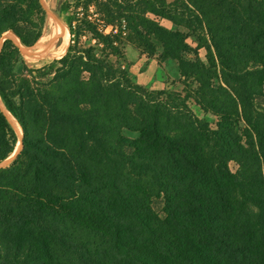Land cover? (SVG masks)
<instances>
[{
  "label": "trees",
  "instance_id": "obj_1",
  "mask_svg": "<svg viewBox=\"0 0 264 264\" xmlns=\"http://www.w3.org/2000/svg\"><path fill=\"white\" fill-rule=\"evenodd\" d=\"M60 10L71 35L61 58L29 67L12 39L0 49V98L23 130L0 166V264H264V0ZM45 21L41 0H0V38L32 46ZM189 32L205 60L186 57ZM126 43L159 44L184 91L135 82L119 62ZM14 127L0 107V163Z\"/></svg>",
  "mask_w": 264,
  "mask_h": 264
},
{
  "label": "rangeland",
  "instance_id": "obj_2",
  "mask_svg": "<svg viewBox=\"0 0 264 264\" xmlns=\"http://www.w3.org/2000/svg\"><path fill=\"white\" fill-rule=\"evenodd\" d=\"M63 1L64 0H41L46 11V21L43 34L34 45L29 46L30 48L22 45L19 39L12 32L8 31L0 38V49L6 38L12 39L20 47L25 62L29 67H42L45 64L52 62L54 59L61 58L67 52L71 39V35L69 36L68 34L69 28L66 23L67 12H62L60 10ZM162 22L163 24L172 27L168 21L163 20ZM109 31H111V28H107L106 32ZM188 42L194 47V49L187 54L186 57L194 60L198 56L205 60L206 50L204 48L195 50L197 49L198 42L194 33L189 32ZM22 47L29 48L27 53ZM161 51L162 49L159 44L154 54H147L148 52H143L141 49L137 48L136 45L126 43L124 48V58L120 59L119 62L121 67L129 72L135 82L148 89H165L168 91L183 92L186 80L180 73L178 62L172 59H162L160 56ZM196 52H198V54H196ZM19 69L21 71V68ZM189 105L194 112L200 118L207 121L212 128H217L218 116L212 112H205L193 99L189 100ZM15 130L18 134V143L21 142V146L18 148L19 146L17 143L14 152L5 161L0 163V166L10 165L22 149L23 130L21 137L17 127ZM123 134L131 139H137L140 135L138 131L128 129H124ZM230 166L231 168H236L237 164L231 162Z\"/></svg>",
  "mask_w": 264,
  "mask_h": 264
},
{
  "label": "bare ground",
  "instance_id": "obj_3",
  "mask_svg": "<svg viewBox=\"0 0 264 264\" xmlns=\"http://www.w3.org/2000/svg\"><path fill=\"white\" fill-rule=\"evenodd\" d=\"M51 16V15H50ZM60 26V25H59ZM63 32V31H62ZM64 33V32H63ZM18 40V39H17ZM23 48V47H22ZM30 48V47H29ZM29 48H23L24 49V51L27 53V50L29 49ZM29 53V52H28ZM0 106H1V108L3 109V111H4V113L7 115V117H8V119H10V121L12 122V124L14 125V126H16L17 127V129H18V131H19V133H20V137L22 136L21 134H22V128H21V126H20V124L18 123V121L12 116V114L5 108V106H4V104H3V102H2V100H1V98H0ZM20 141V140H19ZM21 142H19L18 143V148H20V146H21V144H20Z\"/></svg>",
  "mask_w": 264,
  "mask_h": 264
},
{
  "label": "water",
  "instance_id": "obj_4",
  "mask_svg": "<svg viewBox=\"0 0 264 264\" xmlns=\"http://www.w3.org/2000/svg\"><path fill=\"white\" fill-rule=\"evenodd\" d=\"M1 107V106H0ZM3 110V109H2Z\"/></svg>",
  "mask_w": 264,
  "mask_h": 264
}]
</instances>
